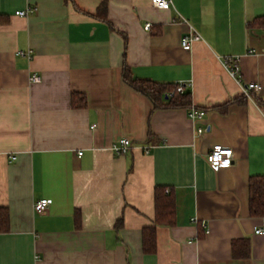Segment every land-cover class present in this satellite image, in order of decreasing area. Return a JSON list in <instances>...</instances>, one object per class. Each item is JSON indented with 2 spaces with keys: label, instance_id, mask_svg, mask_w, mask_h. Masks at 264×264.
<instances>
[{
  "label": "crops",
  "instance_id": "obj_1",
  "mask_svg": "<svg viewBox=\"0 0 264 264\" xmlns=\"http://www.w3.org/2000/svg\"><path fill=\"white\" fill-rule=\"evenodd\" d=\"M171 3L0 0V207L10 215L0 264H264V218L249 208L250 179L264 176V0ZM192 31L202 40L187 50ZM224 57H239L240 82ZM126 67L132 79L183 83L205 116L154 109ZM250 83L260 87L247 96ZM123 138L133 146L118 155ZM214 145L233 149L232 165L208 163ZM156 187L175 195L173 225L156 224ZM41 199L51 204L36 214ZM155 226L146 254L143 231Z\"/></svg>",
  "mask_w": 264,
  "mask_h": 264
},
{
  "label": "trees",
  "instance_id": "obj_2",
  "mask_svg": "<svg viewBox=\"0 0 264 264\" xmlns=\"http://www.w3.org/2000/svg\"><path fill=\"white\" fill-rule=\"evenodd\" d=\"M71 1V0H65ZM105 6L101 7L104 11ZM105 20V19H104ZM260 26H264V18L257 19ZM124 79L128 85L135 91L145 95L153 104L154 109H189L192 106L191 92H176L177 85L159 84L154 81H145L140 79H132L128 74L127 67L124 71ZM174 93V95H171ZM74 106L76 108L84 106L85 96L74 95ZM235 102V101H234ZM264 105L262 101L258 102ZM249 208L251 216L254 218H264V176L251 177L249 182ZM154 202L156 210L157 225H173L175 223L176 202L175 195L171 189L164 187H156L154 191ZM10 215L8 209L0 207V233H8L10 231ZM143 251L146 254H154L157 249L156 226L155 228H147L143 231ZM239 241L233 244V251L237 257L249 256V244L244 252H237Z\"/></svg>",
  "mask_w": 264,
  "mask_h": 264
},
{
  "label": "built area",
  "instance_id": "obj_3",
  "mask_svg": "<svg viewBox=\"0 0 264 264\" xmlns=\"http://www.w3.org/2000/svg\"><path fill=\"white\" fill-rule=\"evenodd\" d=\"M151 4L155 7L163 10V9H170L172 7L171 0H151ZM36 8H28L25 11H17L16 16H23L27 17L31 14L35 13ZM146 28H149V25L146 26ZM202 40V37L199 33H196L195 31H192L186 35H184L181 39V45L183 48L187 50H191L194 43L199 42ZM18 54L23 57L30 58L32 55L31 51L23 52L18 51ZM223 66L226 68L230 76H232L235 80L238 82L241 81V76L239 75V57H224L222 59ZM31 82H40L41 78L37 76L36 74H33L30 77ZM258 83H250L248 85L243 86L244 94L249 96L250 92L259 89ZM176 92L178 93H185L186 92V85L183 83H180L177 85ZM171 95H174L172 93ZM205 111L199 108H195L194 106H191V108L188 109V117L191 121L195 123H199L203 117L205 116ZM206 128L202 126L197 127L196 135H201L205 132ZM133 146L131 140L127 138H123L117 143L113 144L112 150L114 153L118 155H123V153H126L129 149H131ZM79 155H82V152H79ZM234 155L233 149L229 147H223L221 145H214L210 151V153L207 156V161L210 165L217 167V168H227V166L232 165V158ZM15 156H11V160H15ZM51 204V200L49 199H41L37 201V203L34 205L35 213H43L45 212L48 207ZM256 233L263 234L264 230L258 229Z\"/></svg>",
  "mask_w": 264,
  "mask_h": 264
},
{
  "label": "bare ground",
  "instance_id": "obj_4",
  "mask_svg": "<svg viewBox=\"0 0 264 264\" xmlns=\"http://www.w3.org/2000/svg\"><path fill=\"white\" fill-rule=\"evenodd\" d=\"M183 94V93H182Z\"/></svg>",
  "mask_w": 264,
  "mask_h": 264
}]
</instances>
